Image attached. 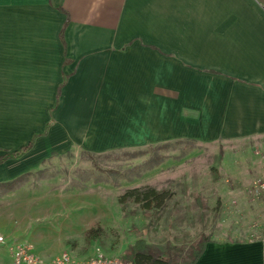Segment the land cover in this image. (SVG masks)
I'll list each match as a JSON object with an SVG mask.
<instances>
[{
    "label": "crops",
    "instance_id": "crops-1",
    "mask_svg": "<svg viewBox=\"0 0 264 264\" xmlns=\"http://www.w3.org/2000/svg\"><path fill=\"white\" fill-rule=\"evenodd\" d=\"M28 95H49L50 117L29 141L50 126L0 186L49 132L90 150L264 148V0H0V131ZM196 264H264V238L211 240Z\"/></svg>",
    "mask_w": 264,
    "mask_h": 264
},
{
    "label": "rangeland",
    "instance_id": "rangeland-1",
    "mask_svg": "<svg viewBox=\"0 0 264 264\" xmlns=\"http://www.w3.org/2000/svg\"><path fill=\"white\" fill-rule=\"evenodd\" d=\"M48 96L28 95L27 115L4 117L11 130L0 131V154L42 131L50 118ZM53 133L39 140L40 154L12 165L20 173L0 186V264H13L11 250L20 244L42 262L63 254L85 262L97 254L123 258L139 240L187 250L201 236L264 238V198L250 195L252 182L264 181V148L257 141L90 150L61 131ZM143 186L170 192L171 199L158 211L119 204L127 189ZM90 230L95 233L88 236Z\"/></svg>",
    "mask_w": 264,
    "mask_h": 264
},
{
    "label": "trees",
    "instance_id": "trees-1",
    "mask_svg": "<svg viewBox=\"0 0 264 264\" xmlns=\"http://www.w3.org/2000/svg\"><path fill=\"white\" fill-rule=\"evenodd\" d=\"M60 39L62 41V32L60 34ZM64 83L60 86H62ZM60 95H56L57 102ZM56 102V103H57ZM50 123L45 125V129L41 134L34 135L27 145L21 147L17 151L5 153L0 156V164L7 161H15L28 152L31 151L36 138L41 136H46L47 130ZM167 145H162L156 148H166ZM222 155V152H221ZM171 199L170 192H157L154 188L150 186H143L139 188L127 189L122 195L119 196L118 202L124 207L128 203L139 205L144 211H158L164 208L166 203ZM94 231L90 230L87 235L90 236ZM210 241L205 236H201L199 240L188 247L187 250H183L178 247H168L165 248L152 246L146 244L144 241L139 240L130 246L127 253L123 256V260L130 262L131 264H196L207 244Z\"/></svg>",
    "mask_w": 264,
    "mask_h": 264
},
{
    "label": "built area",
    "instance_id": "built-area-1",
    "mask_svg": "<svg viewBox=\"0 0 264 264\" xmlns=\"http://www.w3.org/2000/svg\"><path fill=\"white\" fill-rule=\"evenodd\" d=\"M250 195L253 199L264 198V181L254 180L250 188ZM3 238L0 237V243ZM13 264H131L122 258H108L102 254H97L85 262H78L68 254L51 260L50 262L40 261L34 254L31 247L20 244L11 250Z\"/></svg>",
    "mask_w": 264,
    "mask_h": 264
}]
</instances>
